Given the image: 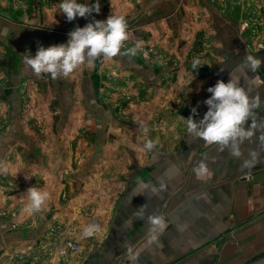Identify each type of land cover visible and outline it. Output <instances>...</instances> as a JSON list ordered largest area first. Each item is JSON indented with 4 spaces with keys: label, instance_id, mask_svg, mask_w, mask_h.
<instances>
[{
    "label": "crops",
    "instance_id": "1",
    "mask_svg": "<svg viewBox=\"0 0 264 264\" xmlns=\"http://www.w3.org/2000/svg\"><path fill=\"white\" fill-rule=\"evenodd\" d=\"M25 1L26 6H18L14 4L16 0H0V76L3 73L8 75L7 79H0V120L2 115H6L8 119L0 129V164L7 169L6 172H0V199L3 196L1 175L14 177L22 182L27 179L29 182V176L33 173L44 178L42 189H39L48 192L49 199L43 205L47 211L44 218L19 217V221L26 219L29 227L22 225L14 228L9 218L0 221V257L12 256L11 253L16 248V253H28L34 242L50 234L53 226L59 228L49 236L62 240L63 237L60 236L64 228H69L71 224L80 227L96 218L99 226L104 229L103 245L100 250L84 251L82 264H133L127 251L128 246L132 247L133 254H138L134 264H172L184 257L193 259L189 264H207L210 250L219 262L226 257L237 258L242 247L239 242H242L243 220H250L249 225H252L257 221L251 219L258 217V212H253L243 218L242 211L260 210L257 197L259 187L264 190L262 173L258 176L262 181L250 184V193L255 195L248 206H244L243 200L236 195L241 191L237 190L241 184L238 178L244 169H264V151H260V156L252 167H242L249 150L259 151L256 139L253 138L252 142H246L242 146L244 156L238 160L227 151L218 152L216 146H206L202 140L188 134L185 144L201 149L200 156L194 154L190 158L191 154L186 155L182 151L174 155L163 149H154L145 159L138 161L135 158L134 166L129 170L124 167L125 169L116 171H100L91 165L92 162H97L102 153L99 152L102 146L99 150L97 137L96 153L87 154V161L80 169L75 165L76 168H72L70 173L64 172L63 169L72 165L73 161L83 159L74 142L75 134L71 137L69 132L81 124L79 121L76 123L75 115L90 113L98 121L100 114L110 113L101 106L94 89V82L97 85L99 81L95 70L98 62L96 60L91 68L85 63L68 77L54 80L50 74L36 77L24 65L23 55H35L40 46L47 48L66 43L70 31L77 26L84 27L93 19L98 20L99 13H93L87 18L77 17L68 23L62 13H51L50 4H45L42 0ZM150 1L152 3L149 6H153L148 8V15L161 18L165 14L167 22H171L172 33L179 35L185 30L183 25L180 27V12L174 9L165 12L162 0ZM211 13V23L214 24L216 39L220 42L217 53L221 56L219 64L209 75L210 87L218 80L227 82L228 72L234 70L247 54L236 27L235 15L229 13L226 16L214 11ZM128 14L125 15L126 19L129 18ZM200 20L203 21L204 17ZM191 23L189 18L184 23L188 26L186 29L191 28ZM158 25L152 26L154 36L161 32L162 27ZM170 44L175 43L171 41ZM256 55L264 60V53ZM130 63L133 62L129 59L128 65ZM258 74L264 80V65ZM244 84L252 95L260 96L262 103L257 112L264 116V84H254L247 80ZM210 95L205 91L200 95L202 100L199 101L197 111L200 114L196 117L197 120L202 119L207 111L203 101ZM26 115L28 121H25ZM97 124L96 128L99 130L100 124ZM11 147H16L18 151L15 157L11 155L12 160L6 158L5 151ZM124 157L123 155L122 158ZM128 158L130 159V155ZM194 158L193 168L184 170L182 162H191ZM202 162L208 172L198 176L195 169ZM112 172L115 176H111ZM59 178L71 180L57 185L58 182L53 179ZM28 182L22 185L26 192L34 185V180L30 185H27ZM24 204L26 207L29 201ZM165 208L168 215L165 221L167 228L159 237V245L149 246L148 217L162 216ZM232 208L236 212L229 217L228 210ZM56 214L59 218L55 217ZM49 241L51 238L43 243L48 244ZM197 250L201 252L194 253ZM221 254H224L222 258ZM258 254L255 251L250 254L252 256L237 263L244 264L255 256L258 257ZM169 256H173L175 260L164 262L163 258ZM57 257L59 259L62 256L58 254ZM144 259H149L150 262L147 263ZM49 263L45 261L44 264ZM0 264H3V259H0Z\"/></svg>",
    "mask_w": 264,
    "mask_h": 264
},
{
    "label": "rangeland",
    "instance_id": "2",
    "mask_svg": "<svg viewBox=\"0 0 264 264\" xmlns=\"http://www.w3.org/2000/svg\"><path fill=\"white\" fill-rule=\"evenodd\" d=\"M16 1V3L14 2L15 5H27L25 0ZM42 1L45 4H50L51 13H60L59 4L61 0ZM78 2L93 4L96 0H78ZM99 3L98 20H106L110 14L122 15L125 13L122 15L125 16L129 13L127 15L129 18L126 19V16L124 18L127 20L130 38L125 42V48L122 49V52L133 47L137 40L143 42V47L137 51L135 56L121 54L112 60H105L103 57L97 58L98 65H96L95 70L100 83L98 81L96 85L94 82V89L101 106L110 113L100 114L98 121L90 113L75 115L77 118L74 120L81 124L76 125L75 129L69 132L71 137L75 134L74 142L83 161H73L72 165L63 169L64 172L70 173L71 169H75L76 166L80 169L87 161V154L96 153L97 137H99V150L102 146L99 152L102 153L100 158L96 160L97 162H92L91 165L100 171L107 169L116 171L124 167L129 170L134 166L135 158L138 161L145 159L154 149H163L166 150V153L174 155L182 151L186 155L191 154L190 158H193L194 154L200 156L201 149L197 150L194 148L195 146L185 144L188 133L181 116L187 118L193 107L199 109V101L202 100L200 95L204 91L208 92L207 89L210 87L209 75L219 64L221 55L217 53V47L220 42L216 39L214 24L211 23L210 16L213 14L211 12L214 11L226 16L229 13L234 14L244 49L247 54L256 55L261 52L264 53V0H179L178 3L173 0H162L161 5L165 7V12H170L172 9L180 12L182 17L180 27L183 25L185 30L179 35L176 32L172 33L171 22H167L168 18L165 14L161 18L147 14L148 8L153 6H149L152 3L150 0H99ZM175 14L177 13L175 12ZM203 17L204 20L201 21L200 19ZM189 18L192 21L191 28L186 29L188 26H185L184 23ZM155 24L162 27L158 36H154L152 33L154 31L152 26ZM49 28L53 29L52 27ZM139 30L142 32L141 34L138 33ZM161 38L162 40H160ZM171 41L175 44H170ZM129 59L133 63L128 65ZM195 60H199L200 65L194 69L193 62ZM7 76L6 73H3L0 79L1 77L7 79ZM197 93L200 94L196 95ZM1 120L0 129L3 128L8 119L6 115H2ZM25 121H28V116ZM97 123L100 124L99 130L96 128ZM143 127H147L149 130L147 137H145ZM146 140H152L155 147L147 150L144 147ZM5 151H7L6 158L10 160H12L11 155L15 157L18 152L16 147H11ZM123 155L124 158H122ZM129 155L130 159L128 158ZM195 159H191L192 163L182 162L183 169H192ZM262 170L264 169L254 171L244 169L242 175L239 176L238 180L241 184L237 190L241 189V191L236 195L243 200L244 206H248L251 198H254L255 194L250 193V184L258 180L262 181L258 177L264 173ZM1 176L3 177V196L0 199V221L9 218L11 225L18 228L22 225L29 227L26 219L19 221V217L44 218L47 213L44 210L45 207H42L39 212L24 210V203L29 200L22 185L28 182L27 179L22 182L14 177ZM111 176H115V174L112 172ZM29 177L27 185H30L34 180L35 188L42 189L44 178L38 177L35 173ZM99 177L101 176L99 175ZM70 180L65 178L53 179V181L58 182L57 185ZM262 188L259 187V195L257 196L260 210L249 211L244 209L242 211L243 218L253 212L255 214L258 212V217L251 219L257 221L252 225H249L250 220L248 222L243 220L241 224V228H244L242 242L240 241L241 238L239 239L240 242L238 241L242 246L240 255L237 258L231 257L232 259H229L228 257L222 258L224 254H221L220 258L222 259L219 262L215 260L216 256H213L212 253L214 252L210 250L211 255L208 253L209 261L207 264H238L241 262L239 260H245L252 256L250 254L255 253V251L259 252L258 257L264 255V190ZM227 197L230 199L231 196L228 194ZM235 212L236 210L233 208L228 210V216H234ZM55 217L59 218V215L56 214ZM162 217L166 221L168 217L166 208ZM90 221L92 220L90 219L80 227L71 224L69 228H64L60 236L63 237L62 240L49 236L59 228L53 226L50 234L46 238L42 237L41 240L34 242L28 253L23 255L16 253V248L11 253L12 256L7 258L3 256L0 259H3V264H26L27 262L44 264L45 261L50 262L49 264H82L84 251L100 250L103 245V227L99 226V230L91 236L84 237L82 235L83 228ZM68 222L71 221L68 220ZM49 238L51 241L44 244L43 242H47ZM74 240L76 242L82 240V247L79 250H73L69 246V242ZM182 242L180 241V243ZM60 246L71 249L61 254L63 251L60 250ZM201 250L194 253L199 254ZM58 254L62 256L59 259ZM172 257H164L163 261L175 260ZM256 258L255 256L254 259ZM144 260L148 261L147 263L150 262L149 259ZM192 261L193 259L184 257L172 264H189L188 262Z\"/></svg>",
    "mask_w": 264,
    "mask_h": 264
},
{
    "label": "clouds",
    "instance_id": "3",
    "mask_svg": "<svg viewBox=\"0 0 264 264\" xmlns=\"http://www.w3.org/2000/svg\"><path fill=\"white\" fill-rule=\"evenodd\" d=\"M59 10L68 22H72L77 17L87 18L93 13L98 14L100 3L99 0L93 4L81 3L78 0H61ZM68 37L66 43L47 48L40 46L35 55L30 53L23 55L24 65L30 68L36 77L50 74L55 80L68 77L85 63L89 68L93 67L97 58L112 60L121 54L135 56L143 47V42L137 40L133 47L122 52L125 42L130 38L127 21L122 15L110 14L106 20L93 19L84 27H75L68 33ZM198 65L200 61L195 60L193 68ZM262 65L264 60L257 55L246 54L235 69L228 72L227 82L218 80L214 86L207 89L211 95L203 101L207 111L202 119H196L199 116L196 107L191 109V114L187 118L181 116L190 136L202 140L206 146H216L218 152L227 151L238 160L244 156L242 146L255 138L259 151L249 150L248 158L242 163V167L245 168L252 167L257 162L260 151H264V116L257 112L262 101L258 94L252 95L244 84L246 80L254 84H264V80L258 74ZM221 71L224 69L221 68ZM249 73L252 75L249 76ZM143 131L147 137L148 128L143 127ZM144 147L151 150L155 144L152 140H146ZM6 171L7 169L0 164V172ZM195 171L199 176L208 172V169L202 162ZM26 195L29 204L24 210L27 212L41 211L49 199L48 192L35 187L27 189ZM148 223V245H159V237L167 228L165 219L159 215H150ZM127 251L134 264L138 254H133L131 246H128Z\"/></svg>",
    "mask_w": 264,
    "mask_h": 264
},
{
    "label": "built area",
    "instance_id": "4",
    "mask_svg": "<svg viewBox=\"0 0 264 264\" xmlns=\"http://www.w3.org/2000/svg\"><path fill=\"white\" fill-rule=\"evenodd\" d=\"M92 221H90L89 223H87V225L83 228L82 230V235L84 237H88L91 236L92 234L96 233V231L99 230V223L96 221V219H91ZM69 246L73 249V250H79L82 247V240L79 241H70L69 242ZM67 247H62V253L64 254L65 252H67L68 250H70L71 248ZM31 248V247H30Z\"/></svg>",
    "mask_w": 264,
    "mask_h": 264
},
{
    "label": "water",
    "instance_id": "5",
    "mask_svg": "<svg viewBox=\"0 0 264 264\" xmlns=\"http://www.w3.org/2000/svg\"><path fill=\"white\" fill-rule=\"evenodd\" d=\"M244 264H264V255L259 256L256 259H252Z\"/></svg>",
    "mask_w": 264,
    "mask_h": 264
}]
</instances>
